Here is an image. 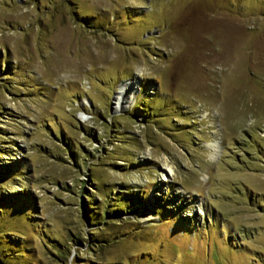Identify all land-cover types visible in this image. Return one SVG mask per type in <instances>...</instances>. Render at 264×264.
<instances>
[{"label":"rangeland","instance_id":"374dc122","mask_svg":"<svg viewBox=\"0 0 264 264\" xmlns=\"http://www.w3.org/2000/svg\"><path fill=\"white\" fill-rule=\"evenodd\" d=\"M5 164L0 264H264V0H0Z\"/></svg>","mask_w":264,"mask_h":264},{"label":"trees","instance_id":"16d2710c","mask_svg":"<svg viewBox=\"0 0 264 264\" xmlns=\"http://www.w3.org/2000/svg\"><path fill=\"white\" fill-rule=\"evenodd\" d=\"M0 166H2V165H0ZM5 166H7V164H5L4 165V167L2 168V169H0V180H3V178L6 176V174L8 173L7 171H8V169H6L5 168ZM7 172V173H6ZM159 193V192H158ZM160 195H161V193L160 194H158L157 196L158 197H160ZM1 196V195H0ZM158 199H160L159 200V202H162V201H164V200H162L161 198H158ZM138 201V198H137V200L136 201H134V200H131V203H132V206L133 205H135L136 204V202ZM165 205H168L167 203H168V200L166 201L165 200ZM89 201L88 200H83V202H82V206H83V208H84V210L87 212V211H89L91 208L89 207ZM170 205V204H169ZM168 205V206H169ZM112 206H114V204L112 205ZM132 206H128L129 207V209L132 207ZM166 208H173L172 206H169V207H166ZM3 211L4 209H1V207H0V211ZM165 210H167V209H165ZM169 210H172V211H174L173 213H176L175 211L177 210L176 208H174V209H169ZM2 211H1V213H2ZM110 211H112L111 213H109L110 215H113V214H115L116 216H119V218H121L122 219V216H123V214L126 212V209L123 207V206H115V208H113V209H111ZM1 213H0V218H1ZM2 219V218H1ZM1 224V223H0ZM88 224L89 225H91V222H90V217H89V221H88ZM93 224V226H96V225H100V222L99 223H97V224H95V223H92ZM95 224V225H94ZM137 226H140L139 224H136ZM141 227V226H140ZM98 228H101V226H99ZM0 230H1V226H0Z\"/></svg>","mask_w":264,"mask_h":264},{"label":"bare ground","instance_id":"6f19581e","mask_svg":"<svg viewBox=\"0 0 264 264\" xmlns=\"http://www.w3.org/2000/svg\"><path fill=\"white\" fill-rule=\"evenodd\" d=\"M133 83L134 82H127L121 87V90H120V93H119L120 96H119L118 100L122 99V97L124 96V92L127 91V89L130 88V86L132 87L134 85Z\"/></svg>","mask_w":264,"mask_h":264}]
</instances>
